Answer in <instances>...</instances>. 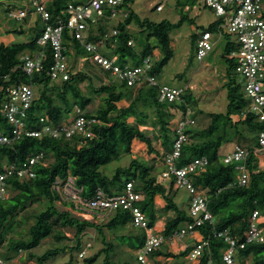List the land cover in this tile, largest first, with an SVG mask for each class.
Listing matches in <instances>:
<instances>
[{
  "label": "trees",
  "instance_id": "1",
  "mask_svg": "<svg viewBox=\"0 0 264 264\" xmlns=\"http://www.w3.org/2000/svg\"><path fill=\"white\" fill-rule=\"evenodd\" d=\"M85 1L87 0L45 2L41 0L52 14L51 22H57L60 18L65 19L67 15L64 10L70 3ZM134 1H125L129 13L117 23L115 28L118 33L115 36L106 38L108 33L101 23L104 19H111L105 17L96 23L89 22L84 39L97 44L105 55H117L118 63L121 65L138 66L144 59L151 57L150 73L158 77L174 55V39L171 32L180 27L187 17L182 13L181 18L176 22L169 19L155 21L149 17L141 18L131 7ZM196 2V0H176L179 7L186 4L194 5ZM14 7L16 8V5L10 4L7 11H12ZM156 7L157 5L154 8L158 11ZM21 21L23 25L14 27L9 32L12 34L30 32L29 17ZM40 21L42 22L41 19ZM134 22L139 26L138 33L145 36L141 48L133 45V40L136 42L139 40V34L129 30V26ZM221 22L222 19H217L204 30L218 32ZM36 28L35 23L31 33H34ZM222 29L220 28L221 32ZM41 31L28 41L13 43L5 41L0 34V133L9 134L12 129L1 109L6 88L17 83H32L37 88L36 99L29 110L31 128L41 127V117H45L48 123L57 124L70 120L78 114L77 108H80L85 116L96 117L98 122L93 125V135L83 139L77 136L55 138L49 134L23 135L11 145L0 146V174L10 165L21 164L38 152H44V162H46L35 167L37 172L35 178L8 179L7 196L0 200V249L3 247V250H0V258L4 259L5 264H12V260L20 251H28L29 256L35 257L32 250L43 240L50 237L56 242L71 240L66 232L73 230L75 244L47 250L36 257L37 264H46L52 256L68 248L73 251L78 250L80 253L89 242L87 241L83 248L84 237L92 238V231L102 239L104 246L91 256H87L88 253L84 257L78 255L79 258L84 259V264H93L101 256L105 264H137L136 252L144 246L147 233L144 229L134 226L129 211L115 209L104 212L107 218L102 222L82 219L75 216L71 210L61 209L58 206V203H69L74 208L75 204L64 202L60 192L54 188V183L58 178L66 180L71 175L75 178L76 184L83 188L81 195L89 197L93 196L98 188L109 195L120 194L124 191L126 183L133 181L135 189L142 194L139 205L148 217L149 225L154 226L162 214L174 210L177 215L166 223L163 234L168 237L179 231L192 221V217L187 209L179 207L171 196L172 187H167L155 171L164 162L166 153L172 150L177 120L188 115L196 100L186 89L183 102H160L157 90L143 85L140 86L138 95L129 104L123 106L121 103L129 96L133 86L101 68L100 73L110 81L100 87L91 85L90 90L93 93L99 95L105 93L102 97L103 102L96 105L93 96L85 93L80 87L86 79H91L92 72L87 71V68L88 65H92V61L85 62L86 71L70 69L68 80L53 81L47 74L53 63L50 46L46 48L43 68L36 71L31 78L22 69V56L26 53L34 54L41 49L37 43ZM153 38L157 41L155 45L151 44ZM110 42H114V46H111ZM64 44L67 46L69 57L72 55V50L77 55L85 54L81 41L73 38L68 30L64 31ZM154 47H160L163 51L161 59L153 60ZM235 47L234 40H227L222 54L227 63V82L224 84L228 99L226 112H207L210 118L209 124L202 129L188 128L189 141L183 150L185 162L204 155L209 158L208 166L194 175L195 183L208 190V209L212 214L211 221L198 227L203 238L209 240V245L197 264H207L211 259L214 264H223L222 255L226 243L217 232L227 229L240 240H245L251 216L256 210L261 216L260 226L264 231V166L260 165L256 153V150L261 148L258 136L264 130V121L251 110L250 99L245 95L242 82L231 76L232 70H235V61L230 53ZM144 87L147 88L146 92L142 89ZM130 118H134V121H130ZM145 123H151L154 132L160 129L163 152L154 144L148 129L142 127ZM229 129H234L235 135L240 138L253 144L254 141L257 142L256 146L249 148L250 154L247 160L249 179L244 187L237 184L236 164L224 163L223 157L219 154L222 145L233 139ZM137 146L143 147L152 162L132 156ZM124 154L131 156L130 163L118 167L113 174H107L103 169L104 166L116 159L120 160ZM159 197L166 202L161 208L156 207V200ZM36 202L40 204L39 209L28 215L32 222L28 227L27 235L15 236L17 228L26 222L24 219H19L20 212ZM105 229H108L113 236L110 240ZM124 246L127 248L124 249ZM91 247L92 245L89 248ZM161 247L156 249L152 256L180 259L191 251V248H187L179 254H174L164 251ZM247 258L251 259L249 264H264V242L248 244L238 251V264H246ZM72 260L73 258L69 263Z\"/></svg>",
  "mask_w": 264,
  "mask_h": 264
},
{
  "label": "built area",
  "instance_id": "2",
  "mask_svg": "<svg viewBox=\"0 0 264 264\" xmlns=\"http://www.w3.org/2000/svg\"><path fill=\"white\" fill-rule=\"evenodd\" d=\"M24 7L10 11V16L21 20L25 17L38 15L42 20V32L37 38L41 47L34 54L26 53L22 56V69L32 78L36 71L43 68L46 48L50 46L53 52V63L47 74L53 81L68 80L70 77V62L67 54V46L64 44V31L68 30L71 36L81 41L85 51L91 53L92 61L112 76L126 81L133 87L149 86L156 89L160 102H183L185 88L172 86L160 82L157 76L150 73L152 68L151 57L144 59L138 66L130 64L121 65L118 63L117 55H105L99 50V46L84 38L88 30L89 22L96 23L103 18L123 20L128 16V9L125 6L126 0H87L81 3H70L64 10L67 15L65 19H58L51 22L52 14L46 8V4L40 0H27ZM209 7L218 19H222L219 25L218 34L221 36L220 28H226L234 35L236 47L231 51L230 56L235 61V70L239 80L242 82L245 95L250 99V108L254 114L264 121V11L263 0H196ZM165 0L157 4V10L163 11ZM118 30L115 28L106 38L115 36ZM197 39V58L203 59L208 55L214 46L213 34L210 30H201ZM130 44L132 41L129 42ZM114 46V42H110ZM73 52V50H72ZM36 99V91L32 83H17L6 88L5 100L2 104V113L12 125L9 134L0 133V146L11 145L23 135L41 136L49 134L55 138L73 136L81 139L93 135V125L98 122L96 117H89L82 114L77 108V115L62 123L47 122L45 117L40 118L42 123L39 129L29 126V110ZM195 119L186 116L178 123L176 136L172 150L165 156V168L161 173L164 180H168L176 188H185L191 195L189 214L192 221L183 226L179 231L174 232L168 238L174 239L186 234H193L198 227L203 226L207 221L212 220V214L208 209V197L200 185L195 183L194 175L204 170L209 164L207 156L195 157L190 162L181 163L184 146L189 141L187 129L195 125ZM258 142L264 148V130L258 136ZM250 150L236 144L233 149L223 156L224 163H235L238 170L237 184L244 187L248 184L249 171L247 160ZM44 152H38L30 156L27 161L21 164H12L6 171L0 174V200L5 199L9 189L8 179L17 177L21 180L35 178L37 172L35 167L45 164ZM54 188L61 194L63 200L73 202L77 210L82 212H93L103 215L104 212L115 209H124L131 213L134 226L144 229L147 233L145 244L136 252L138 264H154L153 252L160 248L167 237L157 233L149 225V220L139 202L142 194L135 189L133 181L126 183L124 191L120 194L109 195L103 189L98 188L93 196L83 197V188L76 184L75 178L71 175L66 180L58 178ZM261 216L256 210L253 212L250 224L247 229L245 240H240L232 235L227 229L217 232L226 243L223 251V264H238L237 253L248 244L264 242V231L260 226ZM92 244L87 243L86 247L79 253L80 257L87 254V249ZM209 245V240L201 238L195 243L188 257L198 261L204 250ZM0 264H5L0 258ZM207 264H214L209 260Z\"/></svg>",
  "mask_w": 264,
  "mask_h": 264
},
{
  "label": "rangeland",
  "instance_id": "3",
  "mask_svg": "<svg viewBox=\"0 0 264 264\" xmlns=\"http://www.w3.org/2000/svg\"><path fill=\"white\" fill-rule=\"evenodd\" d=\"M41 1V0H40ZM44 2L47 0H43ZM164 0H135L131 7L132 9L141 17H149L155 21H161L163 19H169L173 22L178 21L182 13L186 15V19L183 21L182 25L174 30H172L171 34L174 39V55L168 65H166L158 76L160 82L167 83L173 86L184 87L186 83L192 85L191 88H187L190 93H192L194 99L196 100V104L194 105V111L191 115L197 118L196 129H202L205 125L209 124L210 118L207 116V112H226L227 110V88L223 85L227 82V63L222 57L223 51L225 49V45L227 40H234V35L230 34L226 28L223 27L222 35L220 36L217 31H214L213 41L214 46L209 51L208 55L203 59L197 58V39L199 37V32L201 30L209 28L210 24L217 21V16L214 12L207 6L202 4L200 7V12L196 15L191 12L184 11V8H180L175 4L176 0H165V6L163 11H156L155 6ZM28 3L27 0H0V27L5 24V27H20L23 25L21 20H16L15 18L10 16V12L7 11V8L10 4L14 7L12 11L17 10L19 7H24ZM199 7V6H197ZM263 11H264V0H263ZM35 23L37 24L36 31L34 33L26 32L23 34L15 33V42H24L30 40L35 34H38L42 30V22L40 21V17L36 14L31 16ZM121 21V18L118 17L116 19L111 20H103L102 25L106 29L108 34L112 33L115 29L117 23ZM5 22V23H4ZM6 28V29H7ZM129 30L131 32H135L137 34L139 31V26L134 22L129 26ZM42 32V31H41ZM145 42V36L143 34H139V40L136 42L133 40V45H136L137 48H141V45ZM151 44H157L156 39H151ZM152 52L153 60L161 59L163 56V51L160 47H154ZM85 54L77 55V53L73 50L72 55L69 57L70 68L74 71L82 70L86 71V63L88 60L92 61L91 53L84 51ZM86 62V63H85ZM87 71L92 72L91 79H86L84 82L80 84L82 90L91 94L94 98V102L96 105H99L103 102L102 97L105 93L99 95L93 93L90 88L91 85L93 87H100L102 84L109 82V78L102 75L101 67L95 65L92 61V65H88ZM180 75V76H178ZM231 76L238 78V73L236 70H232ZM34 89L37 93V88L34 86ZM186 90V89H185ZM188 94V91L186 92ZM132 94L127 96L124 102L121 105L125 106L130 103L132 99ZM201 110V111H200ZM130 121H134V118H130ZM142 127L148 129V134L153 138L154 144L157 148L162 151L161 148V132L160 129H157L153 133V126L151 123L142 124ZM241 145L247 148H253L257 145V142L254 144L250 141H247L243 138L239 139ZM133 157L145 158L148 161L152 162V159L149 155H147L143 149V147L137 146L132 154ZM131 161V156L125 154L121 157L120 160H114L111 163L104 166V171L107 174H113L118 167L128 165ZM175 202L179 205L180 208L187 209L190 204L191 195L189 191L185 188H179L175 197ZM67 202V201H64ZM39 203L36 202L34 205H29L25 210L20 212L19 219H24L26 222L17 228V233L15 232V236L19 235H27L28 227L32 222V219L29 218V214L39 209ZM58 206L61 209H69L75 216L81 217L82 219H89L96 222L104 221L107 216L104 214H95L93 212H82L73 208L71 204H63L58 203ZM67 235L70 236L71 240H66L63 242H56L52 237L43 240L39 246L32 250V253L35 257L29 256L28 251H20V253L14 257L12 260V264H37L36 257L44 254L47 250L53 248H63L64 246H69L71 244H75V233L73 230H67ZM105 233L107 238L110 240L113 238L108 229H105ZM92 238L88 239L87 236L84 237L82 242V247H85L87 241L92 243V247L87 249V256H91L96 253L99 249L104 246V243L98 235L92 231ZM124 249L127 247L124 246ZM3 250V247L0 249ZM78 250H70L69 248L66 251L61 250L59 254L52 256L46 264H84V259L79 258ZM71 258H73L72 262H70ZM251 261L250 258L246 259V264H249ZM93 264H105L103 256L99 257Z\"/></svg>",
  "mask_w": 264,
  "mask_h": 264
},
{
  "label": "crops",
  "instance_id": "4",
  "mask_svg": "<svg viewBox=\"0 0 264 264\" xmlns=\"http://www.w3.org/2000/svg\"><path fill=\"white\" fill-rule=\"evenodd\" d=\"M175 4L177 5L176 2H175ZM197 6H199V7H197ZM200 7H202V4L199 3V2H196L194 5L186 4L185 6L180 7V8H184V11H186V13L187 12H191V13H194V14L197 15L200 12V10H199ZM165 8H166V6H165ZM31 18L32 17L29 16V23H28V25L31 26L30 32H31V30L34 29V26H35V21L33 19H31ZM3 25L5 26V24H3ZM3 25L0 27V34L2 35V38L5 41H9L10 43L15 42V38H14L15 34H12V33L9 32L11 29H13V27H9V28L5 27V29H4V26ZM171 36H172V34H171ZM226 75H227V73H226ZM178 76H180V75H178ZM177 87H180V86H177ZM191 87H192V85H190L189 83H186V85H184L183 88L187 89V88H191ZM139 89H141V87H133V89H132L131 93L129 94V96L132 94V96H133L132 99H133L136 95H138ZM142 89L145 92L147 90V88H145V87L142 88ZM193 112H195L194 111V107H191L190 110H189L188 115H186V116H189L190 118L195 119V122L196 123H195V125L193 127H191V129H196L197 118L195 116L191 115V113H193ZM178 121H180V120H177V123H179ZM177 127H178V125H177ZM229 132L232 135L233 139H231L230 141H228V142H226V143H224L222 145L221 149L219 150V154L222 157L224 155H226L227 153H229L236 144H239L240 143V141H239L240 137L237 136V135H235V130L234 129H229ZM154 133H156V132H154ZM241 144H242V142H241ZM161 148H162V152H163L164 148L162 146V143H161ZM256 153H257V157H258V160H259L260 165L261 166H264V148H262V147L261 148H258L256 150ZM180 162L181 163H185L184 156L181 158ZM164 168H165V160H164V162L161 165H159V167L155 171V174H158V176L160 177V179L166 184L167 187H172L171 196L172 197H175V195H176V193L178 191V188L174 187V185L171 184L168 180L166 181V180H164L162 178L161 173L164 170ZM202 189H203V192L207 196V191L208 190L207 189H204L203 187H202ZM165 204H166V202H165V200L162 197L157 198V200H156V207L157 208H161ZM189 207H190V204H189ZM189 207L187 208L188 211H189ZM176 215H177V213L174 210H170L167 213L162 214L157 219V221L154 224V226H152L153 227V230L155 232H157V233H162L163 234V229H164L166 223L168 221L172 220L173 218H175ZM201 238H203V236L201 235V233H200L199 230H197L193 234H186V235H184L182 237H176L174 239H171V238H168L167 237V240L164 242V244L162 245L161 248L164 251H169V252H172L174 254H179L180 252H183L187 248H191L192 249L193 246L195 245V243L197 241H199ZM153 259H154V264H197V262H198L196 260H191L188 257V255L186 257L180 258V259H174L172 257H163V256L162 257L153 256ZM137 264H138V262H137Z\"/></svg>",
  "mask_w": 264,
  "mask_h": 264
}]
</instances>
